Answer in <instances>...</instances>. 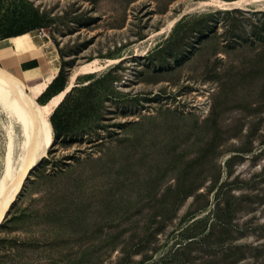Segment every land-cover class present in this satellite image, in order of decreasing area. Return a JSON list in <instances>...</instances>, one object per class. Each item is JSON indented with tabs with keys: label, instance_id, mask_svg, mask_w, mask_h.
<instances>
[{
	"label": "rangeland",
	"instance_id": "374dc122",
	"mask_svg": "<svg viewBox=\"0 0 264 264\" xmlns=\"http://www.w3.org/2000/svg\"><path fill=\"white\" fill-rule=\"evenodd\" d=\"M32 1L55 23L30 32L44 43L37 77L0 60L22 91L61 65L70 89L120 67L98 133L54 143L50 116L49 148L0 223L13 242L0 264H215L229 245L243 258L223 264H264V0ZM9 124L0 108V179L11 144L15 170L29 158ZM227 198L242 230L188 246Z\"/></svg>",
	"mask_w": 264,
	"mask_h": 264
},
{
	"label": "trees",
	"instance_id": "16d2710c",
	"mask_svg": "<svg viewBox=\"0 0 264 264\" xmlns=\"http://www.w3.org/2000/svg\"><path fill=\"white\" fill-rule=\"evenodd\" d=\"M53 23H55V17L42 10L32 0H0V40L37 31L40 28L49 27ZM118 67H120V63L101 74L91 73L86 81L79 82L67 92L51 115L54 143L61 142L64 146H69L76 141H82L86 136L98 133L104 127L102 109L108 97L115 95L116 90L113 82L116 76L114 72ZM67 84L65 66L61 65L59 72L41 96H45L46 101L52 95L62 91ZM227 184L222 183L219 187L220 192L230 193V187L224 190ZM230 198H227L224 204L221 201L217 202L214 222L209 224V218L201 220L206 223L205 228L200 232L201 236L195 232H188L186 237L191 238L187 242L188 246L198 239L207 242L214 234H217L216 239L223 243L229 239L234 230H242L240 227L234 229L233 216L239 207L235 206ZM195 224H191L188 230ZM4 245H13L12 239H2L0 246ZM224 255L223 259L215 264H223L227 260L232 263L238 262L243 258V246L229 245L224 251Z\"/></svg>",
	"mask_w": 264,
	"mask_h": 264
},
{
	"label": "bare ground",
	"instance_id": "6f19581e",
	"mask_svg": "<svg viewBox=\"0 0 264 264\" xmlns=\"http://www.w3.org/2000/svg\"><path fill=\"white\" fill-rule=\"evenodd\" d=\"M207 4L225 5L221 0H200L195 3H191L190 1L187 4V10L192 7L204 6ZM10 39L15 46V54L23 52L27 48L28 42H31L30 32L12 36ZM100 66V59H96L91 63L83 65L81 69L82 72L90 71L96 70L100 68ZM58 69L59 67H57L56 70H48L44 73L41 82L29 85L26 90L22 91V87L18 84L12 71L0 66V108L10 119L8 128L10 126L14 127L15 122L17 127L15 133L10 127V139H20L23 148L25 146V148L29 149V158L18 170H15L13 165L12 144L9 149V165L7 172L0 179V223L5 218L11 204L16 199L30 169L41 160L46 154V150L49 148V144L52 140L49 118L59 101L70 89L71 85H67L66 88L55 95L52 101L46 107H43V109H40V107L38 108L36 99L55 78ZM74 78L75 75L72 76V79ZM8 177H10V179L8 182H5Z\"/></svg>",
	"mask_w": 264,
	"mask_h": 264
},
{
	"label": "crops",
	"instance_id": "0c3cea01",
	"mask_svg": "<svg viewBox=\"0 0 264 264\" xmlns=\"http://www.w3.org/2000/svg\"><path fill=\"white\" fill-rule=\"evenodd\" d=\"M10 38L3 39V41L0 43V60L5 61L8 66H20L21 70L23 73H26V77L28 78L37 77L33 75L34 72H37L38 70V66L36 64H39L41 62L40 58L43 57L42 47L44 43L31 38V42H28L27 48L23 52L15 54V46L11 42ZM29 61H31L29 64H24V66H22L23 63H27ZM44 73L45 72H43L42 75H44ZM42 80L43 77H40L38 80L32 83V85L37 84Z\"/></svg>",
	"mask_w": 264,
	"mask_h": 264
},
{
	"label": "built area",
	"instance_id": "2783aa9c",
	"mask_svg": "<svg viewBox=\"0 0 264 264\" xmlns=\"http://www.w3.org/2000/svg\"><path fill=\"white\" fill-rule=\"evenodd\" d=\"M38 34H40L41 36H45L47 35V30L46 28H40L37 30Z\"/></svg>",
	"mask_w": 264,
	"mask_h": 264
},
{
	"label": "water",
	"instance_id": "95a60500",
	"mask_svg": "<svg viewBox=\"0 0 264 264\" xmlns=\"http://www.w3.org/2000/svg\"><path fill=\"white\" fill-rule=\"evenodd\" d=\"M73 86H74V85H73ZM73 86H72V87H73Z\"/></svg>",
	"mask_w": 264,
	"mask_h": 264
}]
</instances>
